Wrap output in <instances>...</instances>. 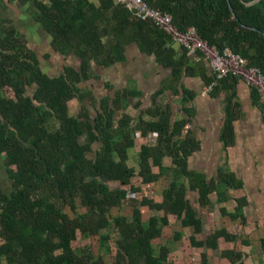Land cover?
<instances>
[{
    "label": "trees",
    "instance_id": "trees-1",
    "mask_svg": "<svg viewBox=\"0 0 264 264\" xmlns=\"http://www.w3.org/2000/svg\"><path fill=\"white\" fill-rule=\"evenodd\" d=\"M99 1L117 6V27L144 28V36L150 38L140 36L141 41L163 44L166 35L153 22L137 20L135 24L120 3ZM143 1L171 15L179 31L195 28L211 47L219 51L230 47L264 75V0ZM71 6L55 2L52 7H41L48 17L45 27L49 32L62 38L74 35ZM84 55L81 73L67 70L60 78L49 79L30 52L0 54V154L7 156L12 179L11 194L0 191V264H110L111 260L112 264H176L171 246L185 238L187 228L195 230L189 238L194 249L220 250L223 238L237 242L239 236L225 228L207 241L199 237L204 222L191 209L189 192L198 191L203 207L212 212L216 184L197 182L193 175L189 188L179 175L170 178L174 168L188 165L193 155L194 135L188 130L192 110L184 106V118L174 123L168 107L158 104L146 111L142 116L143 134L148 137L157 133V151L154 154L146 148L152 161L139 168H127L124 163L128 161L130 137L121 140L113 123L99 134L90 120L71 114L70 103L80 95L79 83L89 75L92 55L89 50ZM164 58L167 64V55ZM172 62L173 57L169 64ZM235 78L238 77L225 78L213 92ZM33 88L36 92L32 94ZM185 97L192 103L196 93L187 92ZM226 125L223 140L228 144L232 142L230 118ZM86 137L88 143H84ZM95 144L101 149L96 150ZM167 158L171 167L165 163ZM138 175L143 176L145 185L168 179L161 205L165 216L144 219V207L156 210L158 206L154 198H139L143 186L135 182ZM221 178V183L239 187L228 175L222 174ZM79 200L84 209H79ZM124 203L134 209L131 217L120 214ZM39 208H52L50 222H60L44 237L43 222L34 214ZM170 214L178 216L183 228L172 238H163ZM233 217L237 220L239 215ZM160 239V243L156 242ZM261 244L264 252V236ZM220 253L233 264L243 262L237 250Z\"/></svg>",
    "mask_w": 264,
    "mask_h": 264
},
{
    "label": "crops",
    "instance_id": "crops-1",
    "mask_svg": "<svg viewBox=\"0 0 264 264\" xmlns=\"http://www.w3.org/2000/svg\"><path fill=\"white\" fill-rule=\"evenodd\" d=\"M55 2L72 5L75 33L69 38L53 34L45 27L48 17L41 7H52ZM117 10V6L99 0H0V54L30 52L44 75L57 79L67 70L81 73L84 54L89 50L92 55L89 75L79 83L80 95L70 103V111L74 116L90 120L99 134L113 123L121 133V140L130 137L128 161L124 163L127 168H139L140 164L152 161L146 148H151L154 154L157 151V133L144 137L143 114L161 104L170 109L174 123L184 118L183 108L188 106L193 112L188 125L194 135L193 155L188 165L174 168L170 178L179 175L189 188L193 175L197 182L216 184L211 197L212 212L203 207L198 191L189 192L191 209L204 222V231L199 237L207 241L217 230L225 228L239 239L237 242L221 239L220 250L194 249L189 238L195 230L187 228L185 238L171 246L174 262L182 264L186 259L188 264H233L220 252L237 250L243 256L241 264H264L261 246L264 236V106L256 92L235 78L228 79L216 92L203 95L202 91L213 77L206 61L196 65L184 54L186 48L167 36L163 38L164 45L157 46L151 40L141 41L140 36L150 38L144 36L147 33L144 28L120 29L115 19ZM68 22L73 20L69 17ZM132 22L138 21L133 19ZM172 57L173 62L169 64ZM174 75L178 78L174 79ZM35 92L33 88L31 93ZM187 92L196 93L192 103L185 97ZM229 118L232 142L227 144L223 133ZM88 142L86 137L84 143ZM94 148L99 150L101 145L95 144ZM165 163L171 167L170 159ZM10 169L7 156L0 154V191L5 195L12 192ZM222 174L233 178L239 187L221 183ZM138 176L135 182L143 186L139 198H154L158 206L156 210L144 207V219L159 214L165 216L161 205L168 179L164 177L160 183L145 185L143 176ZM78 207L85 208L82 204ZM128 208L132 213L130 209L129 214L122 215L131 217L134 209ZM40 210L46 211L47 218L39 216ZM52 212V208L34 211L43 222V237L60 225L58 221L50 222ZM235 214L239 215L237 220L233 217ZM169 217L170 225L163 238H172L183 228L177 215ZM85 244L88 242L83 246ZM181 249L191 254L184 251L180 254Z\"/></svg>",
    "mask_w": 264,
    "mask_h": 264
},
{
    "label": "built area",
    "instance_id": "built-area-1",
    "mask_svg": "<svg viewBox=\"0 0 264 264\" xmlns=\"http://www.w3.org/2000/svg\"><path fill=\"white\" fill-rule=\"evenodd\" d=\"M125 7L127 14L132 19L153 22L159 31L173 39L177 44L187 50V55L198 65L206 61L212 72L211 84L202 91L208 95L218 84L229 76L238 77L247 87L253 89L259 102L264 106V75L256 67L249 66L244 57L236 54L230 47L219 51L202 40L195 28L186 32L179 31L173 24L171 15L161 10L152 9L143 0H115ZM79 204H82L79 200Z\"/></svg>",
    "mask_w": 264,
    "mask_h": 264
},
{
    "label": "rangeland",
    "instance_id": "rangeland-1",
    "mask_svg": "<svg viewBox=\"0 0 264 264\" xmlns=\"http://www.w3.org/2000/svg\"><path fill=\"white\" fill-rule=\"evenodd\" d=\"M159 199H160V198H159ZM128 207H129V206H128L127 204H125V205L123 206V208L121 209L120 214H123V213H125V214H129L131 208H128ZM131 213H132V209H131ZM39 216H40L41 218H44V219L47 218L46 211L40 210ZM95 240H97V239H95ZM95 240H93L92 243H95ZM77 244H80V243H77ZM85 245H86V244H85ZM76 246H78V245H76ZM77 248H78V247H77ZM94 249L97 250L96 243H95ZM183 251H184V250L181 249V250H179V253L181 254V253H183ZM175 252H177V251H175ZM184 252H186V253H188V254H191V253H189L186 249H185ZM115 260H116V259H113V262H114ZM187 262H188V260L185 259V260L182 262V264H188ZM110 264H112V262H111Z\"/></svg>",
    "mask_w": 264,
    "mask_h": 264
}]
</instances>
